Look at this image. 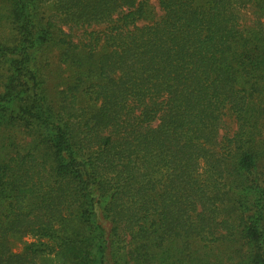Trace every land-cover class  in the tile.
Instances as JSON below:
<instances>
[{"label":"trees","instance_id":"trees-1","mask_svg":"<svg viewBox=\"0 0 264 264\" xmlns=\"http://www.w3.org/2000/svg\"><path fill=\"white\" fill-rule=\"evenodd\" d=\"M155 1L159 18L151 0H5L0 264H264V0ZM49 42L92 59V114L81 78L49 107L32 57Z\"/></svg>","mask_w":264,"mask_h":264},{"label":"rangeland","instance_id":"rangeland-1","mask_svg":"<svg viewBox=\"0 0 264 264\" xmlns=\"http://www.w3.org/2000/svg\"><path fill=\"white\" fill-rule=\"evenodd\" d=\"M6 2L5 0H0V20L2 18H7V10H6ZM151 4L154 7L156 18L161 16V11L158 7V3L155 0H151ZM54 11L52 3H48L38 8V14L40 17H47ZM9 13V12H8ZM251 10H246L243 12L245 20H247V24L251 23L253 19ZM3 24V22H2ZM64 32L70 33L68 26L62 25ZM72 39L75 43L85 44L87 43L89 37L85 35L84 29L82 28H75L71 31ZM0 38L7 39L9 41H13L15 38V32L13 31L12 27L9 26L8 23H5L3 26L0 27ZM103 45V42H101ZM103 46L100 48L99 53L103 54ZM62 47L56 46L54 42H49L42 46H37L32 51L33 63L34 68L37 70L38 73V81L40 82L41 89H43L44 94L47 98V103L51 110L56 111L58 107L57 96L58 93L62 90H66L69 86L73 85L77 78H81L82 83L79 85V104L80 106L86 111V113L92 114L97 110L99 107V102H95L92 100V96L88 95V92L85 90L88 89L87 86L92 82V76H90L87 72L89 67H92V59L87 60V65L83 68L78 70L77 66H72L71 63H65L62 60ZM227 122L231 125L234 129L235 125L230 119H226ZM17 138L21 139L24 138L23 136ZM2 143L1 140V133H0V144ZM4 194L0 193V218L8 214L7 211V202L4 201ZM35 239L32 235H25V236H13L9 239L10 250L14 254H20L23 252L24 247L28 244L34 243ZM223 261H226L223 249L219 251ZM35 264H61L59 259L54 255H40L36 258Z\"/></svg>","mask_w":264,"mask_h":264}]
</instances>
